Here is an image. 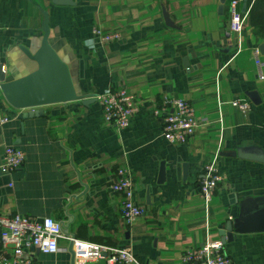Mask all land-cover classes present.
<instances>
[{
    "label": "crops",
    "instance_id": "obj_1",
    "mask_svg": "<svg viewBox=\"0 0 264 264\" xmlns=\"http://www.w3.org/2000/svg\"><path fill=\"white\" fill-rule=\"evenodd\" d=\"M74 1L59 6L51 0H0L6 80L36 69L20 45L33 52L40 46L44 9L50 43L69 65L77 92L95 99L109 88L124 87L136 95L138 111L125 128L105 122L97 100L49 105L43 115L21 120L0 90V165L6 146L26 153L15 171L0 170V212L50 216L62 223L61 250L32 249L35 264H72V238L129 246L140 264H185L183 253L221 240L219 231L242 206L250 213L264 208V162L233 154L238 148L264 151V78L253 59L264 38L247 19L236 52L229 0L222 10L220 0ZM94 28L120 31L121 39L102 44ZM252 91L259 104L248 97ZM164 95L190 101L197 113L198 127L187 143L163 137L154 108ZM238 99L250 101L252 110L234 106ZM213 162L223 181L206 202L199 186L205 166ZM161 163L166 179L158 184ZM120 167L129 170L135 200L145 208L130 224L121 213L122 195L109 189ZM224 251L231 264H264V231L235 236ZM75 264L107 263L75 259Z\"/></svg>",
    "mask_w": 264,
    "mask_h": 264
},
{
    "label": "built area",
    "instance_id": "obj_2",
    "mask_svg": "<svg viewBox=\"0 0 264 264\" xmlns=\"http://www.w3.org/2000/svg\"><path fill=\"white\" fill-rule=\"evenodd\" d=\"M244 0H229V30L237 36L238 52L241 49L242 33L248 19L247 11L241 10ZM93 35L100 43H109L121 39L120 31L106 32L94 28ZM253 59L258 77L264 78V62L258 47L253 49ZM105 122L116 124L119 128L129 125L138 111L136 95L126 88H109L96 95ZM234 106L242 112L252 110L248 100H235ZM154 114L162 120L163 137L174 144L187 143L198 127V116L188 100L164 95L154 108ZM6 118L2 119L5 122ZM26 153L16 146H6L0 170L9 174L24 164ZM223 181L221 168L209 163L204 168L199 192L206 202H210L217 188ZM109 189L123 197L121 213L130 224L145 214V208L136 202L133 179L129 170L120 167L117 179L110 183ZM63 226L59 220L47 216L35 218L20 213L0 212V264H35L30 253L38 249L42 253L55 254L61 250L60 238ZM76 259L81 262L104 259L107 264H140L129 246H105L93 242L74 240ZM185 264H231V258L224 251L221 240L207 241L201 246L189 249L182 255Z\"/></svg>",
    "mask_w": 264,
    "mask_h": 264
},
{
    "label": "water",
    "instance_id": "obj_3",
    "mask_svg": "<svg viewBox=\"0 0 264 264\" xmlns=\"http://www.w3.org/2000/svg\"><path fill=\"white\" fill-rule=\"evenodd\" d=\"M226 1L220 0V10L223 9ZM51 3L59 6H73L76 4L74 0H51ZM247 3L248 0H244V12L247 9ZM42 13L44 16L42 21L43 37L40 46L33 52L28 46L20 45V49L24 54L36 62V69L22 77L6 80L3 63L0 62V90L8 104L18 111L16 117L21 120L43 115V107L49 105L77 100H80L83 104H87L93 102V100H97L96 98H89L77 92L69 65L61 58L50 43L49 13L44 9ZM165 21L167 25H171L166 14ZM259 49L264 54V43L259 46ZM247 95L254 104L261 102L256 92H247ZM21 126L24 128L23 122H21ZM233 154L243 159L264 162V151L260 148H238ZM188 174V164L184 163V180L187 179ZM165 179V164L161 163L157 183L162 184ZM150 198V188H148L146 193L148 204L151 203ZM262 231H264V208L259 209L256 213H250V210L242 206L240 215L228 220L225 226L219 231V234L221 241L226 244L233 242L235 236ZM74 240L75 238L71 239L68 247V251L72 257V264H75L76 259Z\"/></svg>",
    "mask_w": 264,
    "mask_h": 264
},
{
    "label": "trees",
    "instance_id": "obj_4",
    "mask_svg": "<svg viewBox=\"0 0 264 264\" xmlns=\"http://www.w3.org/2000/svg\"><path fill=\"white\" fill-rule=\"evenodd\" d=\"M248 20L264 38V0H248Z\"/></svg>",
    "mask_w": 264,
    "mask_h": 264
}]
</instances>
